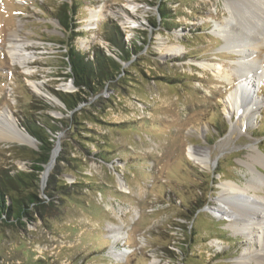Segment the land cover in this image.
I'll return each mask as SVG.
<instances>
[{
    "label": "rangeland",
    "instance_id": "rangeland-1",
    "mask_svg": "<svg viewBox=\"0 0 264 264\" xmlns=\"http://www.w3.org/2000/svg\"><path fill=\"white\" fill-rule=\"evenodd\" d=\"M232 1L0 0V113L9 117L0 119V133L11 123L27 135L20 125L26 117L55 126L48 132L49 170L45 177L42 172L36 195L48 205L47 193L60 198L24 224L0 227V264H236L246 249L261 245L262 230L248 244L211 211L220 204L222 184L244 187L251 178L249 152L257 147L264 153V56L253 91L259 111L249 124L225 109L236 78L231 84L213 70L219 64L230 72L238 60L212 32L228 17ZM163 6L169 29L160 24ZM61 8L67 26L76 24L77 50L94 47L119 61L107 40L114 32L126 47L138 48L120 62L121 80L85 96L76 116L56 95L76 91L65 76L71 34L56 20ZM93 9L101 16L86 28ZM14 34L33 56L24 67L7 56ZM175 45L182 53L169 51ZM74 117L75 128L83 130L73 140ZM189 149L202 152L205 167ZM36 150L34 140L0 141V168L29 171ZM101 150L109 151L106 161L97 158ZM56 166L52 184L68 186L71 200L51 188ZM115 251L125 254L115 261Z\"/></svg>",
    "mask_w": 264,
    "mask_h": 264
},
{
    "label": "bare ground",
    "instance_id": "bare-ground-1",
    "mask_svg": "<svg viewBox=\"0 0 264 264\" xmlns=\"http://www.w3.org/2000/svg\"><path fill=\"white\" fill-rule=\"evenodd\" d=\"M226 7L228 17L221 24H215L212 32H215L223 40L222 49L227 46L229 52L237 56L238 60L232 62L233 67L230 72L219 64L213 70L215 75L231 84L232 78H236L237 84L234 91L224 101L225 109L228 115L237 111L241 118L246 117V122L249 124L259 111V101L253 96V91L261 82L262 73H260L259 67H263L264 0H234L227 3ZM100 16V11L90 10L89 17L86 19V28L92 26ZM16 38L15 34L11 36L7 56L12 63L24 67L33 60V56L25 52L26 45L17 43ZM181 50L182 48L178 45L169 49L174 53L181 52ZM30 84L36 91L39 90L35 83ZM8 118V114L0 113V119L7 120ZM0 141L21 144L32 142L27 135L11 123L6 132L0 133ZM54 152L56 153V150ZM55 153L51 158V163L55 158ZM188 154L200 166L205 167L206 163L199 149H189ZM245 164L250 170L251 178L245 182L244 187L234 181L222 184L218 199L220 204L213 206L211 211L219 219L230 222L232 231L249 240L248 244H252L256 241L258 230H262L259 237H264V153L260 152L257 147L252 149ZM49 166L45 168L43 177L46 176ZM120 185L121 188H124L122 182ZM250 191L254 193L251 195ZM111 231L116 234V239L120 238L119 229L115 228ZM259 241H262L259 243L261 245L246 249L236 264H264V240L260 239ZM124 254L125 252L115 251L110 253V256L113 260L118 261Z\"/></svg>",
    "mask_w": 264,
    "mask_h": 264
},
{
    "label": "trees",
    "instance_id": "trees-1",
    "mask_svg": "<svg viewBox=\"0 0 264 264\" xmlns=\"http://www.w3.org/2000/svg\"><path fill=\"white\" fill-rule=\"evenodd\" d=\"M59 11L60 12L56 14L57 22L62 28H68L71 34L67 39L65 47V63L68 68V73L65 76L72 80L76 91L72 93L58 92L56 95L66 110L73 112L74 116H76V112H82L79 107L85 104V96H96L100 94L106 84L121 80L124 71L120 66V62L129 61L132 56L137 53L138 48L134 44L130 45V47H126L122 37L116 35V32H114L111 36L108 34L109 37L107 40L118 49L119 54H117V58L119 61L105 55L102 51L94 47H90L88 51L77 50L73 46V36L75 35L73 29L76 24L70 22L69 26H67L68 17L65 14V10L61 8ZM158 12L161 19V26L165 29H169L167 26L168 15L166 6L160 8ZM37 110L43 111L44 109L38 108ZM77 124L76 117H74L72 121L73 140L78 138L80 132L83 130L75 128ZM20 125L35 140L37 150L31 151L30 153L29 171L0 168V227L24 224L26 220L30 221L32 218L30 216H32L33 213L41 215L50 210L54 205V200L59 198L51 193H47L46 196L50 203V205H48L43 200L38 199L36 195L40 176L48 166L47 163L49 162L50 153L53 149V143L50 141L48 132H55V126L49 127L47 124H45V126L40 125L38 119H34L33 117L31 119L27 117L22 118ZM108 154V150H101L96 155L97 158L106 161L105 157L109 156ZM61 160L64 161L63 158H61ZM58 167L59 166L55 167V175L53 173L51 176V184L53 178H55L54 176L58 174ZM51 188L52 190L60 192L62 196H66L70 199L69 195L65 193L68 186L64 183L52 184ZM201 205L198 209L202 207Z\"/></svg>",
    "mask_w": 264,
    "mask_h": 264
},
{
    "label": "water",
    "instance_id": "water-1",
    "mask_svg": "<svg viewBox=\"0 0 264 264\" xmlns=\"http://www.w3.org/2000/svg\"><path fill=\"white\" fill-rule=\"evenodd\" d=\"M71 81V84H73V82H72V80H70ZM25 133L27 134V135H29L26 131H25ZM30 136V135H29ZM30 140L31 141H33L34 139L32 138V137H30ZM35 141V140H34Z\"/></svg>",
    "mask_w": 264,
    "mask_h": 264
}]
</instances>
